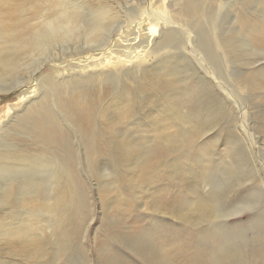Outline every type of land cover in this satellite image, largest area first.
<instances>
[{"label": "rangeland", "instance_id": "obj_1", "mask_svg": "<svg viewBox=\"0 0 264 264\" xmlns=\"http://www.w3.org/2000/svg\"><path fill=\"white\" fill-rule=\"evenodd\" d=\"M72 10L74 33L0 72V191L13 186L0 193V264H264V0H0V45ZM38 104L56 139L24 126ZM191 131L192 144L171 141ZM229 180L238 215L219 207ZM60 187L75 229L63 252Z\"/></svg>", "mask_w": 264, "mask_h": 264}, {"label": "bare ground", "instance_id": "obj_2", "mask_svg": "<svg viewBox=\"0 0 264 264\" xmlns=\"http://www.w3.org/2000/svg\"><path fill=\"white\" fill-rule=\"evenodd\" d=\"M33 7L35 8V7H37V5H34ZM107 14H109V10L108 9H104V8L100 9L99 12H98V16L102 17L101 19H103V18L106 19L107 18ZM62 17H63V19L61 21H54L53 23H49L46 26V28H45L46 30L42 29L43 31L37 32L34 36H32L31 39H28V40H26V39L24 40L23 39L22 41L15 40L12 43L11 42L10 43L7 42L8 44L6 43L4 45H0V72H2L1 75H3V74L7 75V74H10L13 71H16L17 67L19 66V60L22 59L21 55L24 56V54H27V53L31 54V53H34L35 51L47 50V48H48V46H49L51 41L57 40L61 36L65 37V36H68L69 34L74 33L76 31V29H77L76 24L78 22L79 14L72 10V11H67L66 14L64 13V15ZM90 26H91V28H89L90 31L88 32V35L89 34H93L95 32L94 35L97 36L100 33V31L102 30V24H101L100 21H98L97 24L95 23V25H90ZM98 30H100V31H98ZM96 32L97 33L99 32V33L97 34ZM12 50H14V51H12ZM120 61H121L120 58L118 60H116V61H112V57H111V58L106 59V61H105L106 64L105 65H109L111 62L113 63V62H120ZM101 64H103V63H100V65ZM91 65L92 66H95V65L98 66L97 63L90 62L87 65H84L83 67H88V66H91ZM144 72H147V71L144 70ZM157 73H160V72H157ZM155 74H156V72H155ZM126 86L127 85L123 84L121 86V88L118 89L117 98L119 100H123L126 97V94H127V91H125V87ZM58 100H59V102H62V108L64 109V111L67 112L68 114L72 115L73 118L77 120L78 112H76V106L73 103V101L71 100V98L66 97V96H60V97H58ZM31 104H29V105H31ZM40 105H42V104H40ZM40 105H39V107L42 108V109H40L38 111L36 110V112L32 115V117L30 118L29 121H26V119H24V120L22 119L23 120L22 122L24 123L25 127L28 126L32 130V133L36 137L35 139H38L39 141L40 140L43 141L45 139L46 140L56 139L59 136V132H61V125H60L57 117H55V113L53 112L52 109L49 110L48 108H43ZM46 107H47V105H46ZM27 108H28V106H27ZM79 116H80V114H79ZM84 120L87 122L86 119H84ZM33 123H35V125ZM200 130L201 129H199V131ZM195 135L196 134L194 133V131H191L190 137H189V135L185 136L184 138H182L181 135L180 136H173L172 135L171 136V141H181V142H183L184 145H188V144H192V141H193ZM168 140H170L169 137H168ZM57 171H59V170H57ZM8 177H7V179H9L11 181L12 180L15 181L16 178H17V176L14 173L10 174ZM8 182L9 181L6 180V183H5L2 191H0V193L3 192L4 195H7V196L9 194L8 190L10 189V186H11ZM21 186H23V189H24L25 193H30L31 197L32 196L33 197L36 196V194H37L36 191H38V190H36V189H33L32 191L28 190L29 189L28 187H34L33 184L30 183L29 186H26L28 189L24 188L25 185L23 183H22ZM11 187H13V186H11ZM37 187H39V186H37ZM63 187H60V188H58V190H56L57 191L56 192V196H55L56 200H55L54 206H53L55 215H58V218L55 220V226H54V229H56V233L57 234L55 233V231H54V233L58 237L56 246H57V248H60L59 249L60 252H63L66 249V247L68 246L69 242H71L73 240L74 236H75L74 227L66 228V225L70 224L73 221H71L70 223H66V216L62 212V210L59 209V206H58V202L60 203V201L64 198V190L65 189ZM46 196H48V195H46ZM10 197H11V195H10ZM52 203H53V201H52ZM201 206H202L201 207L202 211H204V209L207 208L206 207V203L202 202V201H201ZM16 234H18V235L21 234V231H20L19 227H16ZM26 240L27 241H25V242H28L29 246H32L33 241L35 240V235L34 236H32L30 234L27 235ZM30 241H31V243H30Z\"/></svg>", "mask_w": 264, "mask_h": 264}, {"label": "snow or ice", "instance_id": "obj_3", "mask_svg": "<svg viewBox=\"0 0 264 264\" xmlns=\"http://www.w3.org/2000/svg\"><path fill=\"white\" fill-rule=\"evenodd\" d=\"M239 185L233 183L231 180L226 181L225 183L221 184L218 188V194L220 197L219 200V207L221 211H224L225 209L228 210L229 215H238L242 211L245 210L244 205L234 206L231 202H229L228 198L232 196L237 190ZM220 219H223L224 217H219Z\"/></svg>", "mask_w": 264, "mask_h": 264}]
</instances>
